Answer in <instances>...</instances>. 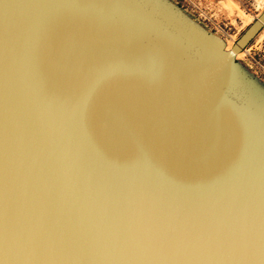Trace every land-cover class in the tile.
<instances>
[{"label":"water","instance_id":"1","mask_svg":"<svg viewBox=\"0 0 264 264\" xmlns=\"http://www.w3.org/2000/svg\"><path fill=\"white\" fill-rule=\"evenodd\" d=\"M263 28L0 0V264H264Z\"/></svg>","mask_w":264,"mask_h":264},{"label":"rangeland","instance_id":"2","mask_svg":"<svg viewBox=\"0 0 264 264\" xmlns=\"http://www.w3.org/2000/svg\"><path fill=\"white\" fill-rule=\"evenodd\" d=\"M219 33H230L236 40L264 11V0H176ZM234 42H227V49ZM248 49V51H246ZM250 52V53H249ZM237 58L252 65L264 78L259 68L264 65V28ZM259 69V70H258Z\"/></svg>","mask_w":264,"mask_h":264},{"label":"built area","instance_id":"3","mask_svg":"<svg viewBox=\"0 0 264 264\" xmlns=\"http://www.w3.org/2000/svg\"><path fill=\"white\" fill-rule=\"evenodd\" d=\"M216 31H218L217 29H216ZM223 36H224V38H225V40L228 42V41H232V42H234L235 43V41H236V36H234L233 34H230V33H221ZM246 51H248V49H246ZM250 53V52H249ZM257 74H258V71L257 70H255L254 68H253V66L252 65H249ZM259 68H260V70L262 71V72H264V65H262V64H260V66H259ZM259 70V69H258Z\"/></svg>","mask_w":264,"mask_h":264},{"label":"bare ground","instance_id":"4","mask_svg":"<svg viewBox=\"0 0 264 264\" xmlns=\"http://www.w3.org/2000/svg\"><path fill=\"white\" fill-rule=\"evenodd\" d=\"M237 54H240V53H237Z\"/></svg>","mask_w":264,"mask_h":264}]
</instances>
